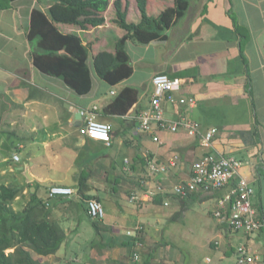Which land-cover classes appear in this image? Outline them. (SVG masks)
Listing matches in <instances>:
<instances>
[{"label": "crops", "instance_id": "obj_1", "mask_svg": "<svg viewBox=\"0 0 264 264\" xmlns=\"http://www.w3.org/2000/svg\"><path fill=\"white\" fill-rule=\"evenodd\" d=\"M122 1L127 20L139 23L137 1L128 0V5ZM51 3L0 0V186L22 189L13 204L15 211L22 210L35 193L44 198L43 215L57 221L67 235L59 252L33 253L35 259L41 264H135L134 255L139 253L142 264H186L180 254L171 256L168 248L185 250L183 243L176 244L195 242L198 235L202 248L211 250L204 261L194 257L189 264H238L241 244L258 256L255 264H263L264 0H190L185 14L167 29L166 38L126 41L132 72L118 84L101 78L94 68V56L102 50L116 53V43L127 33L116 23V10L109 8L113 3L102 13V25L57 24L64 33L77 34L88 49L91 88L82 94L35 61L41 51L29 38L31 13ZM174 4L175 0H147V11L157 16ZM157 73L180 79L176 95L195 100L193 105L163 101L165 117L185 116L198 124L200 133L160 129L156 124L150 131L142 129L139 116L150 107ZM125 87L135 88L136 98L127 97L134 101L123 112L120 95ZM94 107L101 120L113 124L111 145L80 132L85 122L82 112ZM211 128L218 131L209 150L243 161L240 176L255 189L253 203L262 223L256 231H237L215 216L219 198L237 179L228 187L201 188L189 197L174 193L206 152L201 140ZM151 157L169 165L167 171L151 173ZM175 157L177 164L171 165ZM160 185L164 192L151 198ZM55 186L74 192L51 195ZM89 198L98 199L105 209L98 226L88 212ZM89 222L98 234L91 241L85 236ZM80 239L90 242L86 259L68 253L73 241Z\"/></svg>", "mask_w": 264, "mask_h": 264}, {"label": "trees", "instance_id": "obj_2", "mask_svg": "<svg viewBox=\"0 0 264 264\" xmlns=\"http://www.w3.org/2000/svg\"><path fill=\"white\" fill-rule=\"evenodd\" d=\"M110 1L51 0L52 3L47 9L35 7L31 13L29 38L37 41L42 52L36 55L37 65L45 71L59 74L58 76L80 94L87 93L91 88L90 70L86 62L88 49L77 34L64 33L57 24H76L81 28L102 25L105 23L102 13L107 10ZM136 1L141 14L139 23L129 22L123 1L114 0L116 23L127 33L116 43V53L102 50L94 56L97 74L114 84L120 83L132 72L130 58L125 49L126 41L130 39L148 43L154 39L166 38L167 29L183 16L190 6V0H175L174 6L167 7L157 16H152L147 11V0ZM62 50L65 51L61 53ZM75 57L76 59H73ZM131 94L136 96V89L133 87H125L121 92L123 112L134 101L133 98L127 99ZM116 100L111 105H114ZM83 188L84 185L80 189ZM22 192L20 187L14 185L0 186V264H41L33 253L44 256L56 254L67 237L57 221L43 215L45 200L39 198L37 193L22 210L15 211L13 204ZM162 198L157 197L156 201L160 202ZM92 199L95 198H89L88 201ZM95 220L98 226L101 219ZM9 249L14 252L9 253Z\"/></svg>", "mask_w": 264, "mask_h": 264}, {"label": "built area", "instance_id": "obj_3", "mask_svg": "<svg viewBox=\"0 0 264 264\" xmlns=\"http://www.w3.org/2000/svg\"><path fill=\"white\" fill-rule=\"evenodd\" d=\"M152 81L155 92L151 98L150 107L139 116L142 129L150 131L156 124L160 129L178 131L181 128H185L192 135L200 133L198 124L185 116L172 120L165 117L162 106L163 101L173 105H193L195 103L194 99L187 101L184 96L178 97L176 95V92L181 91L180 79L172 78L166 73H157ZM82 114L85 122L80 128L81 134L110 145L113 124L110 121H103L99 118L97 107L87 109ZM217 131V128H211L203 134L201 145L206 149V152L199 160L194 162L193 171L188 181L174 187V193L187 197L201 188L222 189L223 187H228L237 179L236 184L231 186L230 190L219 198V209L216 210L215 216L229 221L230 226L237 231L243 230L247 233L256 231L262 227V223L253 203L255 189L245 178L240 176L239 171L243 161L232 156H217L209 150L213 146ZM155 140H159V137H155ZM15 158L19 159V155L16 154ZM177 161L178 157H175L170 164L176 165ZM168 166L165 163L158 162L154 157L148 160V167L151 173H164L167 171ZM164 190L165 187L160 185L158 190L151 194V198L156 197ZM73 192L72 188L64 186H55L51 189V195H69ZM132 199L137 202V194H134ZM165 205H169V202L166 201ZM88 210L90 216L94 219H102L105 216L104 206L97 199L88 201ZM257 260L258 256L252 255L250 248L246 244H241L238 247V264H255ZM134 263L141 264L139 253L134 255Z\"/></svg>", "mask_w": 264, "mask_h": 264}, {"label": "rangeland", "instance_id": "obj_4", "mask_svg": "<svg viewBox=\"0 0 264 264\" xmlns=\"http://www.w3.org/2000/svg\"><path fill=\"white\" fill-rule=\"evenodd\" d=\"M130 2V0H129ZM110 3L114 4V0H111ZM110 4V5H111ZM111 9H113L115 11V7L114 5H112L111 7H109ZM113 10L111 12H113ZM86 227H88V229L90 230V232L88 233V235H85L87 240L91 241L92 239H94V237H96L98 234L93 226V224L91 222H89V224H85ZM165 225L168 226V224L165 223ZM158 227H162V224L160 223ZM172 227V226H171ZM164 230V228L162 227V231ZM83 233L82 231L80 232V236H82ZM195 238H197V240L194 242L193 239L185 241V242H178L176 244V246H183V248H185V250H180V249H176L174 248V245H171L170 248H168L169 254H171V256H174V258H176L178 256V254H180L183 257V260L186 262V264H189L193 261V258H199V260L204 261L205 255L208 254V249L211 250V248L208 246V249L206 248H202V240L198 239V235L195 236ZM89 241L84 240V243L81 242L80 239V243H76V240L73 241L72 243V247H70L68 253L69 255H72L74 257H78L80 259H86L87 254L90 252V246H89ZM200 245V246H198ZM191 246H196V247H200L199 249H190ZM9 253L14 252L13 249H9L8 250ZM213 254H218L217 251H215ZM214 256V255H213Z\"/></svg>", "mask_w": 264, "mask_h": 264}, {"label": "water", "instance_id": "obj_5", "mask_svg": "<svg viewBox=\"0 0 264 264\" xmlns=\"http://www.w3.org/2000/svg\"><path fill=\"white\" fill-rule=\"evenodd\" d=\"M28 171H29V166H28V164L26 165V172L28 173ZM26 176H28V175H26Z\"/></svg>", "mask_w": 264, "mask_h": 264}]
</instances>
